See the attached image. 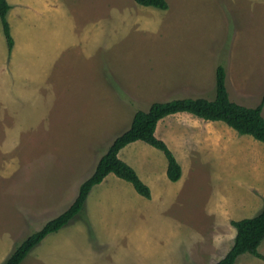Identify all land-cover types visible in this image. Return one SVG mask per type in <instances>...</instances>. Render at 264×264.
<instances>
[{"label": "rangeland", "instance_id": "374dc122", "mask_svg": "<svg viewBox=\"0 0 264 264\" xmlns=\"http://www.w3.org/2000/svg\"><path fill=\"white\" fill-rule=\"evenodd\" d=\"M0 25V264L63 212L112 140L153 102L215 96L223 65L232 101L264 93V0H6ZM264 118V103H262ZM156 137L181 166L141 141L118 157L149 199L108 174L82 211L21 264H214L235 236L231 220L264 203V144L223 122L165 117ZM240 255L234 264H264Z\"/></svg>", "mask_w": 264, "mask_h": 264}, {"label": "trees", "instance_id": "16d2710c", "mask_svg": "<svg viewBox=\"0 0 264 264\" xmlns=\"http://www.w3.org/2000/svg\"><path fill=\"white\" fill-rule=\"evenodd\" d=\"M137 4L159 10L167 9L166 0H134ZM10 5L6 0H0V25L7 49L13 47V38L6 15ZM215 96L212 100L203 97H183L164 102H153L147 110L134 113L132 120L123 132L110 143L105 153L97 161L92 174L82 182L77 194L63 212L48 220L38 231L26 237L5 259L3 264H21L30 250L50 234L58 232L82 211L84 203L93 186L102 182L108 175L130 183L135 192L145 199L150 197L149 187L138 177L135 170L119 159L118 153L130 143L141 141L162 152L166 159V176L169 181L176 182L181 176V166L167 144L155 135L157 123L173 114L187 113L196 118L223 122L239 135H249L264 144V118L262 102L255 107H246L232 101L226 87V71L223 65L215 69ZM235 229L233 243L225 255L214 264H234L243 254H249L262 259L258 248L264 240V203L260 212L251 218L231 220Z\"/></svg>", "mask_w": 264, "mask_h": 264}, {"label": "crops", "instance_id": "0c3cea01", "mask_svg": "<svg viewBox=\"0 0 264 264\" xmlns=\"http://www.w3.org/2000/svg\"><path fill=\"white\" fill-rule=\"evenodd\" d=\"M164 119V118H163ZM162 120V119H161ZM157 129H158V124H157V126H156V130H155V133H156V131H157ZM167 177V176H166ZM88 197V196H87Z\"/></svg>", "mask_w": 264, "mask_h": 264}]
</instances>
